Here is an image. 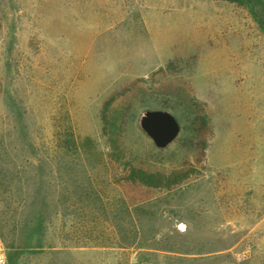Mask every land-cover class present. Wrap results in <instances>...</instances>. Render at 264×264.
<instances>
[{"label": "rangeland", "instance_id": "rangeland-1", "mask_svg": "<svg viewBox=\"0 0 264 264\" xmlns=\"http://www.w3.org/2000/svg\"><path fill=\"white\" fill-rule=\"evenodd\" d=\"M248 1L0 0L7 241L38 187L47 204L43 246L13 264H264V0ZM145 109L175 116L168 146L140 128ZM130 166L174 177L133 182ZM132 222L174 249L70 245Z\"/></svg>", "mask_w": 264, "mask_h": 264}, {"label": "trees", "instance_id": "trees-1", "mask_svg": "<svg viewBox=\"0 0 264 264\" xmlns=\"http://www.w3.org/2000/svg\"><path fill=\"white\" fill-rule=\"evenodd\" d=\"M232 1H238V2H245L248 3V0H232ZM16 115V126H18V132L20 134H25V125L23 124L22 120V114L20 113H16L14 114ZM113 117V129L111 130L112 133L116 134V132L119 131L121 125H122V112H116L115 114L112 115ZM25 127V128H24ZM130 173H129V178H131L133 180V182L136 181V178H138V180H141V182L143 181V184H147V185H154L157 186V184L161 183L162 181H165L167 183V185L170 183V179H172L174 177L173 174L165 176V177H161V176H155L152 174H148L147 172H145L144 170H142L141 168H135L134 166H130ZM174 180V179H173ZM41 188L38 187L37 188V193L34 197V201L36 200V202L39 200L37 206L35 207L34 204H36L35 202L33 203L32 200V207L30 208V214H26L23 217V231L25 233L24 237L19 240L16 244H14L15 242L13 241H7L5 234L3 232V227L0 226V236L2 237V239L5 241L6 243V253H7V258H8V263L9 264H13L14 259L16 257V252L14 250L17 249H22L23 247H28V248H33V247H40L43 246L44 244V239L40 238V239H34L32 237V235L34 233H39L40 231H42L45 228V223H46V208H47V204L45 203V200L43 198V196H41V192H40ZM145 199H141L139 200L137 203H135L134 206H131V210L129 211V213L133 212L135 213L137 210H139V208H141V204H143L145 201ZM149 199H146V201H148ZM105 212V209H104ZM137 214V213H136ZM21 225V224H20ZM116 228V229H115ZM85 229H90V226L85 227ZM122 230H126V232L128 231L129 234H131L128 237H125V234H118L121 233ZM143 230V225H141L139 222H132L130 223L128 226L122 227L121 224H115L112 225L111 228H109V231H111V233H113L112 235L109 236V234H107L106 238L104 239H93V240H82V241H74L72 242V246H97V247H123V246H136V247H146V248H153V249H166V250H173V246H159V244L154 242H148L146 240H143L141 237H137V234ZM177 232H180L181 234L183 232H185V229L182 231H178V229H176ZM118 232V233H117ZM105 233H107L105 231ZM115 234H118V236H115ZM155 243V244H154ZM63 246H70L67 243H63ZM24 249V248H23ZM179 249V248H176Z\"/></svg>", "mask_w": 264, "mask_h": 264}, {"label": "water", "instance_id": "water-1", "mask_svg": "<svg viewBox=\"0 0 264 264\" xmlns=\"http://www.w3.org/2000/svg\"><path fill=\"white\" fill-rule=\"evenodd\" d=\"M138 124L157 148H164L172 143L180 129L175 116L166 109L143 110Z\"/></svg>", "mask_w": 264, "mask_h": 264}, {"label": "built area", "instance_id": "built-area-1", "mask_svg": "<svg viewBox=\"0 0 264 264\" xmlns=\"http://www.w3.org/2000/svg\"><path fill=\"white\" fill-rule=\"evenodd\" d=\"M0 264H9L7 253H6V248L4 244L1 242V240H0Z\"/></svg>", "mask_w": 264, "mask_h": 264}]
</instances>
